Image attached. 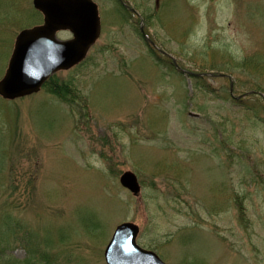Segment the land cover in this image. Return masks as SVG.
I'll list each match as a JSON object with an SVG mask.
<instances>
[{
  "label": "rangeland",
  "instance_id": "rangeland-1",
  "mask_svg": "<svg viewBox=\"0 0 264 264\" xmlns=\"http://www.w3.org/2000/svg\"><path fill=\"white\" fill-rule=\"evenodd\" d=\"M94 1L86 60L0 97V264H107L124 222L166 264H264V0ZM42 22L0 0V80Z\"/></svg>",
  "mask_w": 264,
  "mask_h": 264
},
{
  "label": "water",
  "instance_id": "water-1",
  "mask_svg": "<svg viewBox=\"0 0 264 264\" xmlns=\"http://www.w3.org/2000/svg\"><path fill=\"white\" fill-rule=\"evenodd\" d=\"M34 6L44 15V24L18 35L9 68L0 81V96L6 100L37 93L53 74L80 64L101 34L99 9L93 0H34ZM62 30L70 31L74 38L60 40L57 33ZM121 183L140 194L135 173L125 172ZM139 231L135 223L117 228L105 252L107 264H166L157 252L138 244Z\"/></svg>",
  "mask_w": 264,
  "mask_h": 264
},
{
  "label": "trees",
  "instance_id": "trees-1",
  "mask_svg": "<svg viewBox=\"0 0 264 264\" xmlns=\"http://www.w3.org/2000/svg\"><path fill=\"white\" fill-rule=\"evenodd\" d=\"M54 89H55V90H54L55 93L59 92V93H61V95H62L63 91H61L58 87L55 86ZM254 95H256V94H254ZM9 220H10L9 217H6V218H5L6 225L8 224ZM4 234H5V238H6V237H7V233L4 232ZM6 251H7V249H4V251H3L2 253H5ZM6 264H9V263H6Z\"/></svg>",
  "mask_w": 264,
  "mask_h": 264
}]
</instances>
